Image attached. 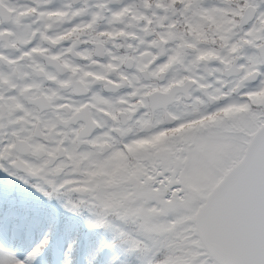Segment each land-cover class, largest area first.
Instances as JSON below:
<instances>
[{"label": "flooded vegetation", "instance_id": "obj_1", "mask_svg": "<svg viewBox=\"0 0 264 264\" xmlns=\"http://www.w3.org/2000/svg\"><path fill=\"white\" fill-rule=\"evenodd\" d=\"M254 2L250 9L244 0H197V11L189 13L180 0H61L48 9L36 0H0L6 8L0 7V153L27 166L37 149L52 152L63 162L58 175L67 172L63 186L113 190V169L74 154L88 151L72 143L75 131L93 117L106 119L107 109L124 107L121 99L135 103L150 94L167 100L152 121L178 133L172 115L191 111L206 93L222 88L239 100L241 90L264 87V41L243 43L264 13V2ZM204 52L214 55L200 59ZM173 55L178 59L158 72ZM169 85L162 97L159 90ZM232 115L241 124L247 115L245 125L255 128L247 109L234 108Z\"/></svg>", "mask_w": 264, "mask_h": 264}, {"label": "snow or ice", "instance_id": "obj_2", "mask_svg": "<svg viewBox=\"0 0 264 264\" xmlns=\"http://www.w3.org/2000/svg\"><path fill=\"white\" fill-rule=\"evenodd\" d=\"M180 3L189 13L197 11V0ZM244 6L255 9L256 4L244 0ZM258 19L259 25L245 33V45L264 41V13ZM253 32L255 40L249 39ZM226 47L237 50L234 44ZM213 55L204 52L199 58ZM177 59L171 56L157 71ZM170 87L159 90L162 97ZM232 95L216 88L191 111L172 115L170 126L178 133L152 121L151 113L167 100H153L150 94L135 103L121 99L117 103L124 107L107 109L106 119L93 117L75 131L72 143L87 145L88 151L74 154L114 170L121 186L118 199L129 205L134 221L143 220L141 228L147 233L134 232V243L154 259L166 254L167 264H264V101L255 99L264 96V87L241 90L239 100ZM234 108L247 109L254 117L251 139L249 133L240 140L232 134L237 125ZM48 155L55 164V155ZM0 168L12 173L31 166L14 165L0 153ZM58 174L60 169L50 173ZM32 178L41 184L38 175ZM38 251L21 260L0 247V264H31Z\"/></svg>", "mask_w": 264, "mask_h": 264}, {"label": "rangeland", "instance_id": "obj_3", "mask_svg": "<svg viewBox=\"0 0 264 264\" xmlns=\"http://www.w3.org/2000/svg\"><path fill=\"white\" fill-rule=\"evenodd\" d=\"M29 1L33 2L34 0H29ZM36 1H38V4L45 6L47 9L53 3H61V0H36ZM26 19H28V16L23 15L22 20H26ZM18 23L19 22L16 21L13 24L18 25ZM248 121L249 120L247 115H244L242 124L239 121L237 122L236 128L233 130L232 133L237 138V140L244 138L246 133H249L248 138L250 137L251 134H250V130L248 129V126L250 125H245L248 123ZM13 179H14L13 174L10 176L9 173L6 176L5 174L2 177L0 176V191L3 193H7V197H9L7 201L5 200V204H6L5 211L8 212L7 217H10L9 221L4 222L3 226L0 225L1 228L0 233H2L4 237V242L2 245H0V247H6L9 252L14 253L16 257L21 260L27 257L28 254L32 252L34 249L39 248V251L36 252V254L32 257L31 264H67L68 258L70 257L69 254L71 253L69 249L71 248V243L68 242L66 239L65 241L62 240L61 238L63 237L61 233L54 240V253H53L54 256L52 262L46 263L41 247V245H44L43 243L45 241V237H47L49 232V229L43 225V222L41 220L45 218V215L47 213L51 212L52 213L51 218H53L54 220L58 219L59 221H61V217H58L59 207L53 205L51 200L53 199L58 200L60 206L59 195L61 194L63 197L65 196L63 195V190H60L59 192L52 194L51 197H47L46 195H44L47 191H50L47 188V186L40 184L39 187H37L34 185L36 187V190L34 191L33 190L34 187L32 186L35 183L34 182L32 185L29 186V189L26 188L28 189L26 190L21 188L22 186L21 184L18 183L19 182L18 180L13 182L14 181ZM55 184L57 183L54 181L52 187H54ZM120 189L121 186L115 179V186L113 190L110 187L104 190L103 189L96 190V193L94 195L90 194V192L88 191H85L83 203H85L86 200H88L89 203L87 202V206L89 207V209L94 207H101V205H103L104 203L103 199L107 197L108 199H112V202H110L109 205H111L113 208L116 209L117 208L122 209L123 206L128 204L118 199ZM72 190L73 191L71 193H68L67 196L76 194L77 191L74 189ZM15 192L18 193L17 194L18 196L14 195ZM30 194L32 195V198L29 197ZM26 196H27V200L29 198L30 203H28L27 205L28 207L26 205L21 207V209H23L24 211V214L22 215V217L24 216V221L22 222V230L18 231L17 225L15 226L14 225L15 223L12 222L17 218V215L14 214L16 209L15 208L16 204H13L14 201H12V197L18 198V202L20 203L23 202L25 204ZM44 199L45 200L47 199L49 203H46L44 205V201H43ZM127 207L129 210V205ZM66 217L68 218L65 219L64 222L68 223L66 227H67V232H69L71 228L75 226L73 228L75 229L79 225L78 222L80 218L77 217L75 213H70ZM7 229H10L11 231L9 234L4 235L7 233ZM88 231L92 233L93 231H95V229L89 228ZM15 234L17 238H13ZM38 244H40V247H38ZM78 264H86L85 259H83L82 257L79 258Z\"/></svg>", "mask_w": 264, "mask_h": 264}, {"label": "trees", "instance_id": "obj_4", "mask_svg": "<svg viewBox=\"0 0 264 264\" xmlns=\"http://www.w3.org/2000/svg\"><path fill=\"white\" fill-rule=\"evenodd\" d=\"M25 185V183H23ZM35 189L36 187L33 186ZM39 187V186H37ZM79 197L80 206L78 209L73 210L71 206L66 202L67 195L62 196L63 205L60 207L59 217L61 221L58 223L53 218L49 219L51 225H47L50 230V235L44 243L47 247L45 250L47 259L50 258V242L51 235L55 227L66 230V225L62 226L65 213L76 211L81 212L86 209V225L87 229L97 228V231L93 234L88 231V238L86 243H82V255L86 258L87 264H167V255L162 254L160 259H154L143 248H138L132 238V234L146 232L141 228L142 220L134 221L131 216L128 215V205L120 208H113L109 205L112 199L105 197L103 205L101 207H94L89 209L87 206L88 200L83 203L84 192H76ZM73 196V195H68ZM3 199V198H2ZM5 200L0 199V203H5ZM89 203V202H88ZM83 212V211H82ZM48 222L47 220H45ZM57 222V223H56ZM58 224V226H55ZM60 228V229H61ZM61 229V230H62ZM82 230V231H81ZM83 227L78 225L74 230L63 233L66 235V240L71 243L70 259L67 264H77L75 256L77 241L80 240V233L82 234ZM45 249V248H44Z\"/></svg>", "mask_w": 264, "mask_h": 264}, {"label": "clouds", "instance_id": "obj_5", "mask_svg": "<svg viewBox=\"0 0 264 264\" xmlns=\"http://www.w3.org/2000/svg\"><path fill=\"white\" fill-rule=\"evenodd\" d=\"M26 160L28 161V165L31 166L30 169H27L24 171V173L32 177L33 174L38 175L40 177V183L42 185L47 186V188L50 191H47L46 194L52 195L60 190H58L56 187H52L53 181L60 182L58 185L60 187H63V183L65 182V177L67 176V172L64 173V175H50V173L54 172L56 169H60L61 171V164L63 162L55 163L52 162V157L50 155L45 154L42 150L37 149L33 154L26 157ZM21 167H25L23 161L19 164ZM73 190L71 188H64L63 189V195H67L68 193H71ZM67 203L71 206L73 210L78 209L80 206L79 197L76 195L73 196H67Z\"/></svg>", "mask_w": 264, "mask_h": 264}, {"label": "water", "instance_id": "obj_6", "mask_svg": "<svg viewBox=\"0 0 264 264\" xmlns=\"http://www.w3.org/2000/svg\"><path fill=\"white\" fill-rule=\"evenodd\" d=\"M0 7H2L3 8V6L2 5H0ZM3 9H5V8H3ZM251 139V138H250Z\"/></svg>", "mask_w": 264, "mask_h": 264}, {"label": "bare ground", "instance_id": "obj_7", "mask_svg": "<svg viewBox=\"0 0 264 264\" xmlns=\"http://www.w3.org/2000/svg\"><path fill=\"white\" fill-rule=\"evenodd\" d=\"M28 242V241H27ZM24 244H27V243H24ZM23 245V244H22ZM21 249H22V247H21Z\"/></svg>", "mask_w": 264, "mask_h": 264}]
</instances>
